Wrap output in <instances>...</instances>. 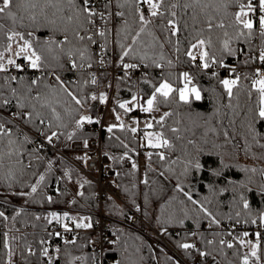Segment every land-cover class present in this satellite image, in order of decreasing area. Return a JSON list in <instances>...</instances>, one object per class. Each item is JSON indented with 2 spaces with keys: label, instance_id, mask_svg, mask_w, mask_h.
Here are the masks:
<instances>
[{
  "label": "trees",
  "instance_id": "trees-1",
  "mask_svg": "<svg viewBox=\"0 0 264 264\" xmlns=\"http://www.w3.org/2000/svg\"><path fill=\"white\" fill-rule=\"evenodd\" d=\"M168 2L172 3L175 0H168ZM179 2L182 5L186 0H179ZM187 2H191V0H187ZM241 2L247 3V0H241ZM119 3L124 6L118 7L117 0H113L114 10L115 12L123 11L125 16L122 18L114 15V23L111 18L107 25L111 30L107 47L110 60L113 47L115 58L119 60L120 44L131 43V35H128L127 40L125 39L126 33L122 30L123 21L125 19L129 21L132 35L139 27L138 17L133 12L134 6L131 3L125 4L124 0H119ZM202 4H209V6L207 8L196 6L187 9L178 7L174 10L177 13L176 19L180 29L175 37H172L170 32H164L160 27L161 24L166 23L164 19L154 18L155 23L149 26L155 36L159 38V43L164 44L163 52L166 57L173 60L175 67H169L161 61L164 66L158 68L152 64L151 60L144 62L148 65L145 67L138 56L132 58L130 55L125 58L145 67L149 71L148 75L141 79L139 87H134L128 85L125 79H119L124 76L123 74H116L110 107L115 108L121 114L122 120L128 128H130L127 122L128 113L125 114L122 109H119L117 101L131 100L133 93L141 96V99H146L153 90L152 85L158 86L161 79L167 77L169 73H172L173 77H179L182 68L190 69V75L193 76L192 83L201 91L200 100L191 97L189 103L186 104L178 102V96H176L172 103L161 104L159 111L173 113L166 118L164 127L161 129L154 120L152 129H143V132L164 131L174 145L172 150L150 148L145 139L134 138L128 128L125 130L115 128L110 133L105 124L103 125V152L109 158L110 166L115 172V175H110L107 178L120 191V200L104 191L101 194L98 184L67 159L81 161V159L74 158V154L79 152L71 149L70 141L85 140L95 135L94 131L88 133L82 128L77 129L74 120L78 119L80 114H84L90 115L93 121H96L97 101L90 100L80 113H67L65 109L78 108L79 106L75 105L71 97L66 96L63 92L53 94L51 89L44 86L48 84V71L65 70L63 76L66 78V82L64 85L79 98L78 83L82 79L89 78L87 71L81 72L71 68L67 56L63 53H59V61H50L52 66L43 68L46 73L37 79L39 83L32 86L33 91L30 95L35 96L37 92L48 95L52 106L60 114L63 123L67 125V127L59 129L54 127L51 130H46L43 135L46 138V135H50L52 130L58 132L57 149L63 156L57 154L50 147L36 148L31 142L23 144L20 164L14 163L15 157L11 163L5 158V167L0 169V211H3L9 219L0 218V264H5L7 260L8 249L4 246L5 233L8 234V244L14 251L13 264H47V258L40 255L42 247L40 241L41 239L45 240L46 237L58 241L57 246L52 244L49 247L50 255L56 257L53 264H69L72 257L82 255L92 257L93 254L95 264H97L98 255L90 248V241L95 236L92 230L78 233L75 236L76 243L74 245H65L63 241L68 238L51 236L50 233L44 231L61 228V224L66 223L63 218L64 213L73 215L88 210L96 212L100 208L104 214L117 220L111 222L117 232V244L114 251L107 255L115 261V264H178L166 249L156 245L154 234L144 235L126 225L130 221L133 210L140 212L152 228L163 232L166 241L183 257L191 259L197 250L195 248L185 250L179 245L198 242L201 244L203 252L210 253L205 256L207 259L217 258L221 264H241L243 250L237 243L234 244L237 246L231 249L225 245L221 251L219 241L222 239V231L219 226L221 223H231L253 228L259 222L254 225L250 222L251 219L257 218L259 213L264 211V194L261 193L264 176L260 171L264 169V147L260 146L264 144V119L258 115L260 95L256 88H253L249 76L245 79V75H242L239 84L233 87L230 97L220 83L221 80L230 78H226L223 72L210 75L201 70L195 61H191L184 55V52L188 49V42L193 39L196 32L203 29L204 37L209 35L212 37L213 45L206 49L210 55L215 53L217 60L222 59L224 64L237 63L250 67L253 62L248 57L264 46V38L259 35L256 23L250 41L246 37L235 38L237 30L242 28L239 25L229 26L234 21V14L239 11L235 0H211V2L202 0ZM224 4H227L226 8L223 7ZM109 10L111 11V7ZM145 15L147 16L146 12ZM194 15L196 16L195 22L193 21ZM209 16L212 17L213 25L222 20L225 27L223 29L213 27L209 32L207 28ZM0 23L4 24L5 32L12 27L21 32L33 31L35 38L41 42L47 40L52 34L50 29L43 26L42 23L33 26L27 19L23 21L27 27H21L19 22L14 26L7 18L0 20ZM225 31L228 32L229 37H232L230 47L236 50L234 55L222 51V41L226 38ZM243 31L247 32L246 29ZM57 38H61L59 33H57ZM169 38L173 41L180 40V53H175L173 45L167 43ZM141 40L146 45L154 43L153 38L146 34H141ZM6 43V37L3 32H0V45ZM159 43H156L155 47H147L146 50L150 57L158 59L161 51ZM134 47H137L140 54L145 51V48ZM90 52L94 62L95 57L91 46ZM177 57H179L178 60ZM17 60H23V57ZM246 60H249V63L246 64ZM217 64L219 66V63ZM5 76L11 77L12 75L8 72L0 73V85H4L0 90L4 92L5 97L11 100L10 104L0 106V118L7 120L11 118V113L20 111L16 98L11 96L10 88L14 87L19 94L25 95L33 78L29 74L23 76L17 74L15 75L16 81L9 80L6 84ZM145 78L152 84H145L143 82ZM231 78L234 79L235 76ZM101 83L107 93L111 85V74H102ZM174 86L182 87V82L176 79ZM53 88H58V85ZM93 88V85H88L83 91L85 94H89ZM33 103L36 102L33 101ZM37 109L45 116L47 123L49 121L53 125L57 123L49 108H40L37 103ZM15 122L21 123L25 128L38 135H41V130L46 129V125L39 124V121L33 124L22 120H13V124L8 127L13 128V132L20 141H23L24 134ZM13 125L18 126L19 132ZM93 125L99 126V123L93 122ZM249 126H251V130ZM171 128H176L178 131L173 133ZM73 131L75 135L73 139L69 140L68 134ZM225 132H227V136H225ZM125 144H127V148L124 147ZM140 150H143L145 155L152 153L151 160L147 159L144 172L141 170ZM126 152L127 157H131V159L125 157ZM159 152L165 154L164 160H161L157 155ZM49 162L51 164L54 162L56 167L51 166L49 169ZM133 162L136 163L135 169L132 167ZM197 162L200 164L198 169L195 167ZM252 168H255L256 172L253 173ZM9 170H11V175H9ZM40 175H44L45 179L38 186L37 192L31 196L27 195L31 192V186L39 180ZM242 184L247 187H241ZM81 192L83 195L79 194ZM20 193L26 195H20ZM241 194L249 201L250 211L243 208V202L240 200ZM48 196L52 197L51 203L47 200ZM18 211L19 215L16 214ZM52 212L61 216L60 223L53 220L49 224L45 219V217L51 219L49 214ZM238 212L239 216L236 215ZM37 216L40 217L39 220L36 219ZM13 217H15L14 220ZM213 217L220 221L219 225L211 222ZM92 220L94 227L96 218L92 217ZM205 225L208 227L205 228ZM13 236L16 237L15 240L12 239ZM208 241H213V243L209 244ZM29 245L36 255H28L26 249ZM56 247L61 249L59 254L55 253ZM261 257L264 262V245L261 247ZM75 264H82V262L75 261ZM87 264H93L92 260L89 259Z\"/></svg>",
  "mask_w": 264,
  "mask_h": 264
},
{
  "label": "snow or ice",
  "instance_id": "snow-or-ice-1",
  "mask_svg": "<svg viewBox=\"0 0 264 264\" xmlns=\"http://www.w3.org/2000/svg\"><path fill=\"white\" fill-rule=\"evenodd\" d=\"M211 2V0H210ZM235 2L239 6V11L234 14V21L229 25L231 27H236L237 25L242 26V28L237 30L236 39L240 37H246L249 41L253 35L254 23L250 17V13H253L259 9L260 13H264V0H258V4L254 5L253 0H247V3L241 2V0H235ZM113 3V0H104L103 10L99 9L97 5L94 3V0H0V20L9 19L12 24L15 26L18 22L21 27H27L23 21L27 19L31 25L36 26L41 23L43 26L48 27L51 31V35L47 40L43 42L39 41L35 38V34L33 31L21 32L16 30L15 27L8 29L6 32L4 31V24L0 23V32H3L6 37L7 43L0 45V73H7L9 71L10 66L15 67L16 69H21L22 65L17 63V60L13 58L15 57H23V60L27 61V64L32 69H43L51 67L50 61H59L60 55L59 53H63L67 56L68 61L71 65V68L77 69L81 72H86L87 69H91L93 66V56L90 52V46L96 45L98 43L97 38H102L103 43H99V47L101 50V54L98 59V63L100 65H104L106 63L104 59V53L107 51L108 47V36L110 34V29L107 27L108 23L111 21L113 15L124 17L125 13L123 11H116L112 13L109 9ZM125 4L131 3L134 8L133 12L138 17V30L135 31V34H131L129 21H123V31L126 33L125 39H128V35H131V43L130 44H120L121 53L119 56V62L122 68L124 69V76L119 79L123 80L129 77V69H137L140 67V64L137 63H127L125 62V57L136 58L138 56L141 63L145 61L151 60L152 64L158 68H162L164 64L161 63L163 61L169 67H175V64L171 58L166 57L163 52L164 44L159 43V38H157L149 27L150 25L155 23L154 18H161L166 20V23L161 24L160 27L164 32H170L172 37L177 36L180 31L178 27V20L176 19L177 13L174 11L178 7H183L185 9L190 7L202 6L203 8H207L209 4H202V0H191V2L180 4L179 0H175V2L169 3L168 0H124ZM141 5L147 6L148 15H145V10L141 7ZM117 6L123 7V4L119 3L117 0ZM223 7H227V4H224ZM167 13V16H166ZM171 17V18H168ZM98 21L100 23H98ZM193 21H196V16H193ZM259 35L264 38V15L259 16ZM187 27V25H185ZM213 27L223 29L225 27L224 22L221 20L219 23L213 25L212 17H208L207 28L208 31L211 32ZM243 29H246L245 33ZM203 29L196 32V35L193 36V39L188 42L189 47L184 52V55L190 58L191 61H196L197 57H199L200 63L197 65L203 69H209L213 65L219 63L220 67H226L224 65L223 60H217L215 53L212 55L209 54L207 48L212 47L213 41L212 37L209 35L207 37L203 36ZM57 33H59L61 38H57ZM141 34H146L153 38V44L146 45L144 41L141 40ZM224 36L226 37L222 41V51L228 53L229 55L235 54V49L230 47L232 37H229L227 31L224 32ZM194 41V42H193ZM159 43V48L161 49L158 59L150 57L147 52V47H155V44ZM167 43L173 45V49L175 53L181 52L180 40L177 39L173 41L171 38L167 40ZM15 44V50L13 45ZM145 48L143 54L138 52L137 47ZM198 50V51H194ZM6 53L9 54L6 56ZM179 57H177V60ZM251 61H258L262 66H264V46L259 48L258 56H253L250 58ZM110 62V61H109ZM245 63H249V60H246ZM144 66L148 65L144 63ZM63 67V65H60ZM232 72H235V68L231 69ZM213 75H216L213 73ZM88 79H82L78 83V90L80 92V96L74 94L72 91H69L67 87H65L64 82L61 80L59 76H56L55 79L58 82V88H53L52 85L45 84V88L51 89L53 94L63 92L66 96L71 97V100L75 102V105H78V108H67L65 111L67 113H80L81 109L86 108L88 102L99 100L100 103H106L108 100V95L106 92H99L85 94L84 88L88 85H97V77L94 72H87ZM245 79L248 78V75L245 74ZM22 79V78H21ZM179 79L182 82V87L174 86L175 80ZM241 79L240 74H236L234 79H223L220 83L224 86L228 95L232 96L233 87L239 84ZM11 81H16V76H5L4 81L7 84ZM193 76L189 74V72L184 71L179 74V77H173L172 73H169L167 77L161 79L158 83V86L153 84V90L151 94L141 102V96L136 93H133L131 100L117 101V105L119 109H122L125 114L133 111L136 108H139L140 111L145 113H152L154 111L158 112L160 110V105H168L175 100V97L178 96V102L189 103V97L194 96L196 100L201 99V91L192 83ZM145 84H152L150 80L145 78L143 80ZM39 80H32L31 84L27 87V94L21 95L18 93L17 89L12 87L10 88L11 96L16 98V103L18 109L20 111L11 113V118L5 120L0 118V169L5 167V158L11 163L13 161V157H15V164H20V157L23 154V144L31 143L30 138L27 135H23V141H20L16 134L13 132V128L8 127V125L13 124V120H22L28 123L35 124L36 121H39V124H45V116L41 111L37 109V103H39L40 108H49L51 110L52 116L57 123L53 125L51 121L46 124V129L41 130L40 134L45 135L46 130H51L54 127L59 129L61 127H67L66 124L63 123L60 114L56 111L55 107L52 106V102L49 99L48 95L41 94L39 92L36 93L35 96H31L30 94L33 91L34 85H37ZM191 85V86H190ZM252 86L256 88L260 95V108L258 115L261 119H264V67H258L255 69L254 75L252 77ZM4 85H0V89H3ZM175 94V95H174ZM35 101L36 103H33ZM11 103V100L4 96V92L0 90V106L8 105ZM30 109V110H29ZM113 112L116 113V109H113ZM173 113L169 111H165L158 120L153 117L155 120V124L159 125L162 129L164 127V122L167 117L171 116ZM115 119L118 121V124L110 125L107 129L108 132H113V130L117 127L121 130H125L128 128L127 125L121 119V115L116 113ZM99 123V120L93 121L90 115L80 114L78 119L74 120L75 126L77 129L83 128L85 123ZM134 124H139V121L134 120ZM17 132H19V128L16 125ZM145 129H152L154 127L151 120L145 122ZM250 130H251V126ZM132 133H136L137 127L128 128ZM173 133H176L178 129L171 128ZM215 131V129H212ZM75 132L68 134V139H73ZM225 136H227V132H225ZM53 138H58V132L56 130H52L50 135H46V139L48 143H52ZM144 139L147 142V146L150 148H163L172 150L174 145L167 138L164 131H144ZM6 141V143H5ZM191 143V141H189ZM84 146L87 148L88 141H84ZM264 147V144L260 145ZM127 148V144L124 145ZM161 160L165 159V154L163 152L157 153ZM148 159L151 160L152 153H147ZM125 157H127V152L125 153ZM39 158V157H37ZM131 159V157H127ZM78 159H88V157H78ZM51 162H49V169H51ZM133 169L136 168V163L132 164ZM195 167L198 169L200 164L197 162ZM251 171L256 172L255 168H252ZM261 175L264 176V169H261ZM9 175H11V170H9ZM44 175H40L39 180L35 185L31 186V192L27 193V195L31 196L36 193L38 190V186L42 181H44ZM83 187V185H81ZM241 187L246 188V185H241ZM250 191V189H249ZM261 193L264 194V185H261ZM83 195V193H79ZM20 195H26L25 193H20ZM47 200L51 203L52 197L48 196ZM240 200L243 202V208L250 211L249 201L245 198L243 194L240 195ZM17 215L20 214L18 211ZM51 219L45 217L48 220V223L51 224L53 220L58 223L61 222V216L52 212L49 214ZM210 215V214H209ZM237 216L240 215L238 212ZM0 218L4 220H8L9 218L5 215L3 211H0ZM63 218L68 219V213L63 214ZM13 220L15 217L12 218ZM37 220L40 219L39 216L36 217ZM74 224L75 228H91V222H84L88 220V218H81L80 221L76 220V217L70 218ZM213 224L219 225L220 221L216 220L214 217L211 221ZM247 222V221H246ZM252 224H257L259 222V227L264 228V211H261L257 218H253L250 221ZM183 223V221H181ZM239 223V221H237ZM61 226L64 228L65 232H70L72 229L69 227L67 223H62ZM5 241L4 246L8 249L7 252V260L5 264H13L12 257L14 255V251L10 248L7 240L8 234L5 233ZM51 236H61V233L55 232L50 233ZM195 235V233H193ZM219 235V234H218ZM229 235H232L229 233ZM255 239H247L249 237V233L247 231L243 232L240 236H233L232 239L237 242L239 248H247L248 251L244 252L241 256V264H262L261 257V237L262 233L257 231L255 234ZM13 240L16 237H12ZM64 244L74 245L76 243V238L74 237L71 240L64 239ZM209 244H212L213 241H208ZM40 244L42 245L40 249V255L42 257L47 258V264H53L54 257L49 253V247H44L45 241L41 239ZM221 245V251H223V246H227V248L231 249L236 247L230 241H226L221 239L219 241ZM179 247L187 250L191 248H195V244L191 243H182ZM28 255H36V252L32 250L29 245L26 249ZM61 249L59 247L55 248V253L59 254ZM70 255V254H69ZM201 256L210 255L207 252H200ZM89 259L92 260L93 264H95V256L93 254L92 257L87 255L72 257L69 261V264H75V261H80L82 264H87Z\"/></svg>",
  "mask_w": 264,
  "mask_h": 264
},
{
  "label": "built area",
  "instance_id": "built-area-1",
  "mask_svg": "<svg viewBox=\"0 0 264 264\" xmlns=\"http://www.w3.org/2000/svg\"><path fill=\"white\" fill-rule=\"evenodd\" d=\"M94 3L97 5V7L101 10H103L104 0H94ZM254 5L258 4V0L253 1ZM141 7L145 10L146 14L147 12V6L141 5ZM111 12L114 13V6L113 3L111 5ZM250 15L253 17L256 25L259 28V16L264 15V13H260L259 9L257 7V10L253 13H250ZM113 23H114V15L112 17ZM98 23H100L98 21ZM98 43L96 45H91V50L94 54L95 61L93 62V66L91 69H87V72H94L97 77V85H94L93 90L90 91L91 93H99V92H105L104 87L101 83V76L105 73L111 74V85L109 88V91L107 92L108 100L106 103H100L99 100H97V120H99V126H94L93 123H85L83 126V130H85L88 133L95 132L94 136H91L85 140L88 141V146L85 148L84 141L85 140H72L70 141V147L73 151L79 152L81 154V157H88V159H81L80 162L71 160L67 158L75 167H77L83 174H85L87 177L92 179L94 182H96L100 188V193L102 194L103 191L109 193L114 198H117L120 200V191L117 189V187L114 185V183L108 179L107 177L110 175H113V170L110 166V160L109 158L104 154L103 152V138H102V127L105 124V114L108 111L110 107V102L113 94L114 89V83L117 73H121L124 75V69L120 65L119 60H116L114 55V47L112 50L111 60L110 56H108L107 51L103 54L104 59L106 63L104 65H100L97 61L99 59V56L101 54V50L99 47V43H103L102 38H97ZM259 50L248 57L250 59L253 56H258ZM110 61V62H109ZM125 62L132 63L128 59L125 58ZM252 66H246V65H239L237 63L230 64L226 63V67H220L218 64L213 65L209 69H203L200 67L201 70L208 72L210 75H213V73H221L223 72L226 78H231L233 76H236V74H240V76L247 74L249 76V79L252 81V77L254 75L255 69L258 67H264L262 66L258 61H252ZM17 63L22 65L21 69H16L15 67L9 68L8 73H10L12 76H15L17 74L23 76L24 74H29L32 76L33 80H37L41 75L45 74L46 71L43 69H32L28 66L27 61L25 60H17ZM195 63L199 64V57H197V60ZM235 68V72H232L231 69ZM187 71L191 73V70L188 68H182L181 72ZM129 77L126 78V82L130 86L139 87L140 81L143 77L147 76L149 71L140 65L137 69H129ZM65 73V70H50L47 72V79L48 84L52 85L53 87L58 85V82L56 81L55 77L59 76L63 82H66V78L63 76ZM183 86V85H182ZM152 117L151 113H145L139 110V108L134 109L133 111L129 112L127 114V122L130 127H137L138 130L136 133H133L134 138L138 140L144 139V132L142 128V124L144 121L150 120ZM139 121V124H134L133 121ZM22 134L27 135L31 142H33L34 146L36 148L40 147H50L54 151L57 152V154L63 156V154L57 149V145L59 143V136L58 138H53L52 143H48L47 139L43 135H38L30 131L29 129L25 128L21 123L15 122ZM47 124V121L45 120V124ZM139 155L142 158L144 156L143 150L139 151ZM53 167H56L54 165ZM100 198V202H101ZM79 214H86L91 215L96 218V222L94 227L92 228V231L95 236H93L92 240L90 241V248L93 252H95L98 255V263L97 264H115V261L108 257L107 255L114 251L118 236L116 229L111 224V219L109 216L103 213L102 209L100 208L99 211H85ZM69 218L65 219V222L69 225L72 224L71 215H68ZM127 226L134 228L137 232L147 235L148 233L154 234L156 245L163 247L164 249L169 252V254L178 262V264H221L220 261L217 258L207 259L205 256H201L200 252H203L202 246L200 243H195L197 250V253L193 256L191 259H187L183 257L181 254H179L165 239V235L163 232L155 230L152 228V226L144 219L142 214L136 210H133L132 216L130 218V221L126 224ZM72 231L65 232L64 228H54L51 230H45V233H55L59 232L61 233V236L73 239L78 233L82 232L78 230L77 228L73 227L72 225L69 226ZM208 225H205V228H207ZM219 228L222 231V239L226 241H230L233 244L237 243L235 240L232 239L233 236H240L243 232L247 231L249 233V237L247 239H255V233L257 231H260L262 233L261 237V247L264 245V228L259 227V224L255 225L253 228H247L245 226L240 225H232L231 223H221ZM91 231V230H90ZM1 233V231H0ZM231 233L232 235H229ZM45 246L50 247L52 244L55 246L58 245V241H53L51 237L45 238ZM243 253L248 251L247 248H242ZM262 264H264L262 259Z\"/></svg>",
  "mask_w": 264,
  "mask_h": 264
},
{
  "label": "rangeland",
  "instance_id": "rangeland-1",
  "mask_svg": "<svg viewBox=\"0 0 264 264\" xmlns=\"http://www.w3.org/2000/svg\"><path fill=\"white\" fill-rule=\"evenodd\" d=\"M250 17H251V19L253 20V23L255 24V21H254V19H253V17L250 15ZM14 50H15V47H14ZM194 51H198V50H194ZM7 55H9V54H7L6 53V56ZM22 57V56H21ZM21 57H15V56H13V58L14 59H18V58H21ZM190 74V73H189ZM230 79H232V78H230ZM191 86V85H190ZM191 97H194V96H190L189 97V99L191 98ZM195 98V97H194ZM143 100L144 99H141V102H143ZM113 107H110L109 109H108V111L106 112V114H105V127L106 128H108L110 125H113V124H118V121L115 119V115H116V113H118L117 111H116V113H114L113 112ZM164 112H161V111H158V112H156V111H154V112H152L151 113V115H152V117L150 118V120L152 121V123H153V121H154V119H153V117H155V119L156 120H158L159 118H160V116L163 114ZM91 115H92V112H91ZM121 115V114H120ZM121 119H122V116H121ZM147 121H149V120H147ZM147 121H144L143 122V124H142V126L143 125H145V122H147ZM117 128H119V127H117ZM81 155L79 154V153H75L74 154V158H78V157H80ZM147 159H148V156L147 155H145V156H143L142 158H141V170H142V172H144V169H145V166H146V163H147ZM52 166H54V165H56L54 162H52V164H51ZM93 218H94V216H92ZM86 222H89V219L88 220H86Z\"/></svg>",
  "mask_w": 264,
  "mask_h": 264
},
{
  "label": "crops",
  "instance_id": "crops-1",
  "mask_svg": "<svg viewBox=\"0 0 264 264\" xmlns=\"http://www.w3.org/2000/svg\"><path fill=\"white\" fill-rule=\"evenodd\" d=\"M142 128L143 129H145V127H144V125L142 126ZM144 152V151H143ZM144 156H145V154H144ZM71 217H76V220L77 221H80L81 220V218H88L89 219V222H91L92 223V227L91 228H87V229H84V228H80V229H78V230H80V231H90V230H92V228H93V220H92V216L91 215H86V214H79V213H77V214H73V215H71ZM111 220V222H116L117 220H115V219H112V218H110ZM84 222H86V221H84ZM69 225V224H68ZM73 227H75V224H74V222L72 221V224H71ZM71 225H69V226H71Z\"/></svg>",
  "mask_w": 264,
  "mask_h": 264
},
{
  "label": "water",
  "instance_id": "water-1",
  "mask_svg": "<svg viewBox=\"0 0 264 264\" xmlns=\"http://www.w3.org/2000/svg\"><path fill=\"white\" fill-rule=\"evenodd\" d=\"M113 175H115V172H113Z\"/></svg>",
  "mask_w": 264,
  "mask_h": 264
}]
</instances>
